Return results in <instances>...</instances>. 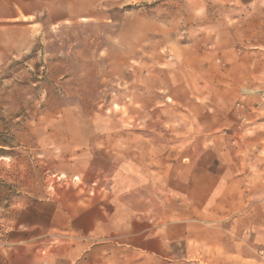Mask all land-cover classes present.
<instances>
[{
  "label": "rangeland",
  "instance_id": "obj_1",
  "mask_svg": "<svg viewBox=\"0 0 264 264\" xmlns=\"http://www.w3.org/2000/svg\"><path fill=\"white\" fill-rule=\"evenodd\" d=\"M60 2L0 65V264L25 208L73 177L64 166L90 130H129L136 153L186 136L208 160L235 144L242 88L264 85L263 0Z\"/></svg>",
  "mask_w": 264,
  "mask_h": 264
},
{
  "label": "crops",
  "instance_id": "obj_2",
  "mask_svg": "<svg viewBox=\"0 0 264 264\" xmlns=\"http://www.w3.org/2000/svg\"><path fill=\"white\" fill-rule=\"evenodd\" d=\"M60 1L0 0V65L27 47L37 18ZM258 87L242 88L231 150L208 160L198 148L187 152L186 136L165 139L162 150L139 141L146 148L136 153L129 130H90L86 149L64 166L73 177L23 211L10 264H264V104L251 94Z\"/></svg>",
  "mask_w": 264,
  "mask_h": 264
},
{
  "label": "built area",
  "instance_id": "obj_3",
  "mask_svg": "<svg viewBox=\"0 0 264 264\" xmlns=\"http://www.w3.org/2000/svg\"><path fill=\"white\" fill-rule=\"evenodd\" d=\"M75 180H78V177H74Z\"/></svg>",
  "mask_w": 264,
  "mask_h": 264
}]
</instances>
